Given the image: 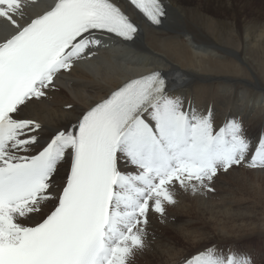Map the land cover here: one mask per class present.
Returning a JSON list of instances; mask_svg holds the SVG:
<instances>
[{
  "label": "snow or ice",
  "instance_id": "snow-or-ice-1",
  "mask_svg": "<svg viewBox=\"0 0 264 264\" xmlns=\"http://www.w3.org/2000/svg\"><path fill=\"white\" fill-rule=\"evenodd\" d=\"M127 6L154 25L167 18L164 0ZM0 19L14 28L0 40V264H129L179 189L203 194L237 167L264 169V134L248 137L237 118L216 125L159 71L110 89L59 128L26 116L105 40H134L139 25L120 0H52L34 18L21 0H0ZM182 264L251 259L212 246Z\"/></svg>",
  "mask_w": 264,
  "mask_h": 264
},
{
  "label": "bare ground",
  "instance_id": "bare-ground-1",
  "mask_svg": "<svg viewBox=\"0 0 264 264\" xmlns=\"http://www.w3.org/2000/svg\"><path fill=\"white\" fill-rule=\"evenodd\" d=\"M262 2L164 0L167 18L154 26L120 0L139 25L134 40H105L106 46L94 57L81 60L71 73L56 79L55 89L26 116L45 129L59 128L127 79L159 70L167 76L168 86L198 114L209 112L216 125L237 118L247 136L256 139L264 134ZM51 3L21 0L24 18L40 15ZM13 31L8 21L0 19V40ZM242 186L257 196L250 208L249 191L246 194ZM213 188L203 194L179 189L176 203L170 204L175 210L166 209L164 222L158 215L151 217L147 247L134 250L129 264H182L209 242L210 247L235 252L242 238L264 235V169L237 167L220 174ZM171 230L189 242L188 247L168 234Z\"/></svg>",
  "mask_w": 264,
  "mask_h": 264
},
{
  "label": "rangeland",
  "instance_id": "rangeland-1",
  "mask_svg": "<svg viewBox=\"0 0 264 264\" xmlns=\"http://www.w3.org/2000/svg\"><path fill=\"white\" fill-rule=\"evenodd\" d=\"M263 1V2H262ZM255 2H262L264 3V0H255ZM258 168V167H257ZM241 189L243 191L247 192L249 191L248 188L242 186ZM237 190H235L236 192ZM234 192V193H235ZM238 192V191H237ZM255 191H249L247 195V205L250 208L251 204L255 202L257 199L256 194L254 195ZM237 196H235L236 199H239V194L235 193ZM246 197V195L244 196ZM253 206V204H252ZM166 209L168 210H175V207H173L170 204L165 205ZM254 211V210H253ZM170 235L176 239V241L183 247H188L189 242L184 241L177 235L174 234V232L171 230L169 231ZM174 234V235H173ZM260 233H252L248 237L242 238L241 241L237 242L235 245V253H238L242 256L246 255L251 259V264H264V235ZM177 237V238H176ZM185 244V245H184ZM204 246V247H203ZM201 249L203 250L205 247H210L211 243H207L206 245H203Z\"/></svg>",
  "mask_w": 264,
  "mask_h": 264
}]
</instances>
